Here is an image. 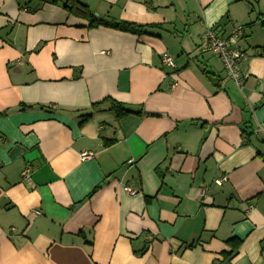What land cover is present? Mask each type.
<instances>
[{"label": "crops", "instance_id": "1", "mask_svg": "<svg viewBox=\"0 0 264 264\" xmlns=\"http://www.w3.org/2000/svg\"><path fill=\"white\" fill-rule=\"evenodd\" d=\"M78 1L146 27L0 0V264H264V0ZM236 26L241 87L202 39Z\"/></svg>", "mask_w": 264, "mask_h": 264}, {"label": "built area", "instance_id": "2", "mask_svg": "<svg viewBox=\"0 0 264 264\" xmlns=\"http://www.w3.org/2000/svg\"><path fill=\"white\" fill-rule=\"evenodd\" d=\"M243 31L244 28L242 26H236L231 30L229 36L224 39L217 37L214 32L210 31V29H206L202 35V39L206 43L203 50L216 56L221 61L225 74L238 87H241L242 82L244 81V78L240 75V65L244 61L245 55L243 50L238 46V40L242 37ZM161 64L162 66H168L171 69H175L173 59L168 55L161 57ZM91 156V153H82L80 155L81 159L90 158ZM128 162L133 164L132 160H129ZM21 175L25 180H30L28 169H25ZM225 181L226 178L221 176L215 179L213 183L220 187ZM124 190L130 196L134 195L136 192L128 187H125ZM206 192L207 188L205 186L200 187L198 190L199 198H204Z\"/></svg>", "mask_w": 264, "mask_h": 264}, {"label": "trees", "instance_id": "3", "mask_svg": "<svg viewBox=\"0 0 264 264\" xmlns=\"http://www.w3.org/2000/svg\"><path fill=\"white\" fill-rule=\"evenodd\" d=\"M51 1L54 4L62 3L63 8L67 11V13L87 21L89 28L107 27V28H111V29H115V30H119L123 32L137 34V33L143 32V29L146 27V26H142V25H138L135 23L126 22V21L108 22V21L96 18L94 14L89 10L88 6L80 3L78 0H51ZM156 27H159V26H156ZM201 73L204 76V78L208 80L209 82L213 83L214 85L218 84V80H217L218 77L215 76L214 73H209V72L207 73L205 69H202ZM103 103L108 104L110 111L114 112L117 118H123L129 114H136L135 112L128 110L127 108L124 107V105L114 100L105 99L102 102H100L98 105H101ZM92 106L94 107V105ZM89 115L90 113L84 118L86 119V117H88Z\"/></svg>", "mask_w": 264, "mask_h": 264}, {"label": "rangeland", "instance_id": "4", "mask_svg": "<svg viewBox=\"0 0 264 264\" xmlns=\"http://www.w3.org/2000/svg\"><path fill=\"white\" fill-rule=\"evenodd\" d=\"M92 154V153H91ZM92 157V156H91Z\"/></svg>", "mask_w": 264, "mask_h": 264}]
</instances>
